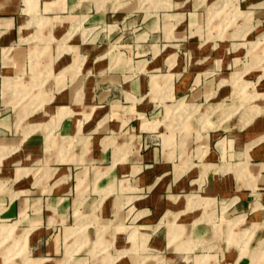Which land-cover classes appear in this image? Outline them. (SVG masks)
Listing matches in <instances>:
<instances>
[{"label":"crops","instance_id":"0c3cea01","mask_svg":"<svg viewBox=\"0 0 264 264\" xmlns=\"http://www.w3.org/2000/svg\"><path fill=\"white\" fill-rule=\"evenodd\" d=\"M122 1L114 8L97 7V0H0V222H17V233H27L41 254L33 257L72 258L71 264L86 257L67 253L66 243L80 249L89 242L90 249L110 246L108 253L88 248L93 264H153L163 246L171 264H251V253L236 246L196 262L176 247L189 238L215 243L216 236L227 247L225 229L199 235L217 211L244 216L257 231L264 226V111L212 145L209 132L201 135V156L182 141L183 130L174 141L169 104L182 98L200 104L198 113L210 112L227 94L229 82L221 80L231 77L215 70L237 56L209 36L189 39L208 20L207 10H198L205 0L174 12L173 22L165 12L145 19L140 0ZM188 1L169 0L176 8ZM234 1L229 6L249 12L258 37L264 0ZM184 100L177 109L187 111ZM33 101L38 109L30 112ZM172 222L186 229L175 247ZM90 227L92 239L74 232ZM6 253L0 237V264Z\"/></svg>","mask_w":264,"mask_h":264},{"label":"rangeland","instance_id":"374dc122","mask_svg":"<svg viewBox=\"0 0 264 264\" xmlns=\"http://www.w3.org/2000/svg\"><path fill=\"white\" fill-rule=\"evenodd\" d=\"M97 7H103L104 4L111 3L112 6L118 7L123 4L121 0H97ZM173 1V0H172ZM196 0H189L186 5H183L182 8L174 7L173 3L170 4L169 0H140V7L137 12L144 13L145 19H154L155 17H162V13L165 12L166 20H173L171 16L176 11H183L188 6H193L192 2ZM204 0H200V3ZM212 0H205V2L199 6L198 10L206 11L208 13V20H203L200 22L199 26L194 27L193 30L195 32L193 34H189V39L192 37L194 40L197 38L202 41L204 39L209 42H220L222 41L224 44L230 46V57L233 55L237 56L236 61H232L233 64H229L227 67H222L218 70H215V74L230 76L229 78H224L221 80V83H227L226 87L228 89L225 98H223L222 102L216 104L210 112H201L200 104H192L188 103L184 99H176L173 100L172 103L169 104V112L165 119L171 120L173 122V135L171 138L174 141H179V130H183L182 132V141H186L187 144L191 147V150L195 152L197 149L200 151L198 156L202 155L203 147L201 143L203 139L201 135L207 134L209 132V136L214 137L213 140H209V136L206 140L210 142L211 145L215 142V139H219L220 137L226 135V137H230L228 133L234 132L238 130V127L241 128L247 125L252 119H255L258 114L264 111V32L260 33L257 37V31L254 29L255 23L251 21L248 16L249 12H242L238 5L236 4L234 8L231 9L229 5H233L235 3L234 0H214L211 4L207 6V3ZM243 8V7H241ZM142 25L141 22L136 24V26ZM172 29V28H171ZM189 33V32H188ZM185 34V38H186ZM257 37V38H256ZM233 49V50H232ZM216 52V49H215ZM215 53H213V56ZM188 53H185V60L188 62ZM186 62V63H187ZM245 68V69H244ZM244 69V70H243ZM241 70V71H237ZM208 73V72H206ZM171 84L167 85L168 93H171ZM219 99V98H218ZM23 100L16 102V105H21ZM184 100V105L187 108V111L177 109L178 104ZM212 101H216V98ZM32 105L30 103V107H32V111L38 109V101ZM46 102V100H41L39 103L41 106ZM206 106L204 109H210L211 106H207L210 103H204ZM203 110V109H202ZM29 112V113H30ZM26 113L27 115L29 114ZM198 113V114H196ZM25 114V117L27 116ZM215 114V115H214ZM219 115L218 125L213 127L209 123V119L214 117L213 122L217 123V115ZM23 117L22 119H24ZM21 117H18V123L22 121ZM211 121V120H210ZM191 123V124H190ZM203 129H198L199 126ZM227 123L234 125L231 128H222ZM191 125V133H189V127ZM238 126V127H236ZM212 128H218L213 129ZM179 129V130H178ZM199 132L197 136V141H195L194 136ZM213 133V134H212ZM191 136V138H190ZM191 139L193 141L191 142ZM204 143V142H203ZM202 143V144H203ZM222 146L225 144L224 138L218 141ZM176 144V143H175ZM205 144V143H204ZM176 148V146H175ZM186 152V149L184 150ZM196 156V155H195ZM192 163L187 161L185 165L178 169V173H182L185 171ZM217 217L208 219L211 222V225H207L205 228L199 229L201 230V236L205 238H209L211 229L216 235L222 233L225 229L227 231L226 241L227 247L224 241V236H216L215 243H210L209 241L202 240L200 242L194 241L192 242V238L187 239L182 244H178L177 249L188 250V252H183V255H187L190 257L191 261H201L210 259L211 256H202L203 253H212L216 254L215 256H219V254L225 249L229 247L236 248L237 253L248 252L251 253V259L253 256H258L259 264H264V226L257 231L256 225L245 226L244 216H237L231 219L235 213H229V215L221 216L219 211L216 212ZM248 221L251 218L248 217ZM247 223V222H246ZM207 228V231H205ZM93 228H86L74 231L76 234L78 231H82L83 233L89 235V238L92 239ZM17 222H0V237L2 238V253L3 251L7 252L5 257L7 260L6 264H71V259H57L54 260L48 257H33L39 254V252H35V248L32 249L30 244L27 243V233L23 232L21 235L18 231ZM84 230V231H83ZM257 231V232H256ZM90 233V234H89ZM186 229L184 226L179 224H175L174 222L170 225V244L175 245L178 239H182L185 235ZM108 232H105V235ZM101 238V235H99ZM71 238H68V240ZM105 240V236L102 235V239ZM217 242L220 243L217 244ZM90 242L88 245H84L83 247L72 249L71 243L68 245L66 243V252L72 254L76 251L79 253L75 254V256H85L86 260H81L80 264H93L96 263L97 259L92 258L91 252L93 253H108L110 250L109 244L106 245L105 242L100 244H93L90 249ZM210 245V247H209ZM98 246V247H97ZM168 248H171L170 245H167ZM219 246V247H218ZM236 246V247H235ZM78 247V246H77ZM175 247V246H174ZM5 248V250H4ZM90 251H89V249ZM255 248V249H254ZM190 249H193L189 252ZM254 249V250H253ZM253 250V251H252ZM157 255L151 260L153 264H162L160 261L164 259L163 264H171V260L165 257L164 254H167L168 251L163 246L158 250H154ZM59 252L56 255H60ZM68 255V254H67ZM201 255V256H200ZM147 258V256L142 257V262ZM166 258V259H165ZM160 260V261H159ZM216 261V259H214ZM254 261L252 260L251 264ZM110 263V261H109ZM106 263L105 260L101 261L100 264H109Z\"/></svg>","mask_w":264,"mask_h":264},{"label":"bare ground","instance_id":"6f19581e","mask_svg":"<svg viewBox=\"0 0 264 264\" xmlns=\"http://www.w3.org/2000/svg\"><path fill=\"white\" fill-rule=\"evenodd\" d=\"M252 260L254 261L252 264H259L258 256H253Z\"/></svg>","mask_w":264,"mask_h":264}]
</instances>
